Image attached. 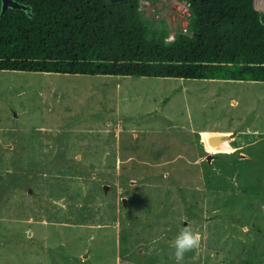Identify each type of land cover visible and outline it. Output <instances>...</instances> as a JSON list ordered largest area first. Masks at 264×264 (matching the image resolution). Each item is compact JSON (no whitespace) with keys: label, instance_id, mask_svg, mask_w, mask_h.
I'll return each mask as SVG.
<instances>
[{"label":"rangeland","instance_id":"374dc122","mask_svg":"<svg viewBox=\"0 0 264 264\" xmlns=\"http://www.w3.org/2000/svg\"><path fill=\"white\" fill-rule=\"evenodd\" d=\"M186 226L183 264H264V82L0 70V264H176Z\"/></svg>","mask_w":264,"mask_h":264},{"label":"trees","instance_id":"16d2710c","mask_svg":"<svg viewBox=\"0 0 264 264\" xmlns=\"http://www.w3.org/2000/svg\"><path fill=\"white\" fill-rule=\"evenodd\" d=\"M16 1L30 9L0 16L1 71L264 82L255 0H187L193 34L170 42L140 0Z\"/></svg>","mask_w":264,"mask_h":264},{"label":"built area","instance_id":"2783aa9c","mask_svg":"<svg viewBox=\"0 0 264 264\" xmlns=\"http://www.w3.org/2000/svg\"><path fill=\"white\" fill-rule=\"evenodd\" d=\"M264 1V0H263ZM149 2L148 0H140V8H148L149 9ZM255 7L261 13H264V2H257L254 1ZM172 6L176 9V15L174 17L175 26L174 31L169 36L170 41L176 40L179 35H192L191 30V18L192 16V6L191 2L187 0H172ZM156 10L151 11L149 9V14H158L155 13ZM175 33V35L173 34Z\"/></svg>","mask_w":264,"mask_h":264},{"label":"clouds","instance_id":"9594fccd","mask_svg":"<svg viewBox=\"0 0 264 264\" xmlns=\"http://www.w3.org/2000/svg\"><path fill=\"white\" fill-rule=\"evenodd\" d=\"M201 234L194 231L190 226L184 227L176 236L173 247L176 264H183L185 254L200 248Z\"/></svg>","mask_w":264,"mask_h":264},{"label":"water","instance_id":"95a60500","mask_svg":"<svg viewBox=\"0 0 264 264\" xmlns=\"http://www.w3.org/2000/svg\"><path fill=\"white\" fill-rule=\"evenodd\" d=\"M109 3H115V2H120L123 0H107ZM9 8H13V9H25V10H29L30 8L24 4L19 3L16 0H2V11H1V15L3 16L8 10ZM261 21L264 23V13H262L261 15ZM107 189V188H106Z\"/></svg>","mask_w":264,"mask_h":264},{"label":"bare ground","instance_id":"6f19581e","mask_svg":"<svg viewBox=\"0 0 264 264\" xmlns=\"http://www.w3.org/2000/svg\"><path fill=\"white\" fill-rule=\"evenodd\" d=\"M257 2H264L263 0H257Z\"/></svg>","mask_w":264,"mask_h":264},{"label":"crops","instance_id":"0c3cea01","mask_svg":"<svg viewBox=\"0 0 264 264\" xmlns=\"http://www.w3.org/2000/svg\"><path fill=\"white\" fill-rule=\"evenodd\" d=\"M107 131V130H106Z\"/></svg>","mask_w":264,"mask_h":264}]
</instances>
